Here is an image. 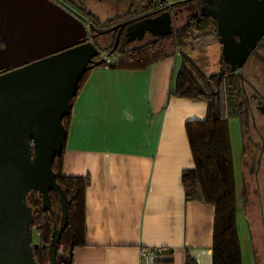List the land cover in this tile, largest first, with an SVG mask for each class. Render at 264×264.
<instances>
[{"label":"crops","instance_id":"0c3cea01","mask_svg":"<svg viewBox=\"0 0 264 264\" xmlns=\"http://www.w3.org/2000/svg\"><path fill=\"white\" fill-rule=\"evenodd\" d=\"M94 1L131 8L153 0L86 4ZM204 50L192 55L180 51L144 70L90 71L73 103L64 158L65 176L90 180L86 244L74 250L73 264H142L144 248L164 249L158 264H213L216 209L200 193L187 199L182 180L183 172L195 167L186 125L205 120L207 103L172 94L182 56L207 77L221 72L216 44ZM235 175L238 198L236 168ZM239 209L238 200L243 264H254V231ZM253 211L257 214L256 207Z\"/></svg>","mask_w":264,"mask_h":264},{"label":"water","instance_id":"95a60500","mask_svg":"<svg viewBox=\"0 0 264 264\" xmlns=\"http://www.w3.org/2000/svg\"><path fill=\"white\" fill-rule=\"evenodd\" d=\"M174 5L99 31L54 0H0V264H36L31 193L42 196L54 221L51 193L59 198L61 221L49 245L50 264H57L72 202L53 166L66 147L64 120L79 85L115 54L125 28L128 44L173 35ZM220 7L213 17L222 57L238 73L264 37V0H221ZM118 29L113 50L102 55L98 38Z\"/></svg>","mask_w":264,"mask_h":264},{"label":"trees","instance_id":"16d2710c","mask_svg":"<svg viewBox=\"0 0 264 264\" xmlns=\"http://www.w3.org/2000/svg\"><path fill=\"white\" fill-rule=\"evenodd\" d=\"M58 1L72 13L85 21L88 20L99 31L108 30L113 25L102 26L99 18L87 10V0ZM182 1L178 4H183L184 0ZM160 3V0H153L139 5H144L143 11H146L158 8ZM136 5L138 4L133 6ZM110 23L112 22L110 21ZM211 26L212 22L208 21L203 25L194 24L191 27H182L170 37L155 38L144 47L131 51L125 49V42H123L115 52L121 56L116 58L113 64L105 62L100 67L117 70H144L155 63L176 56L180 49L186 45V40L196 39V33L204 32L206 35L211 30ZM115 35L109 33L100 37L106 39L103 47L100 45L103 53L113 50L116 41ZM210 35L212 34H207V36ZM222 65L220 73L207 77L189 57L182 56L176 89L172 94L207 103L205 120L191 121L186 125L195 167L184 171L182 180L186 188L187 199H193L200 193L204 202L216 209L213 264H243L238 230L236 175L229 122L232 119L244 120V117L248 115V107L243 74L233 72L230 66L224 62ZM89 73L82 79L79 91ZM71 117H66L64 120L68 133ZM64 158L65 150L61 156L56 157L53 169L57 174L58 183L72 204L69 225L58 244L57 264H73L74 250L86 244V190L90 180L88 177L65 176L63 172ZM51 198L55 221L49 212L43 211L40 194L31 193L28 197V204L34 210L33 230L37 228L36 232L40 238V245L34 246L36 264H50L49 245L54 231V223L56 222L58 225L62 216L58 196L51 193ZM61 247L66 248L64 256L60 255ZM188 264H192V261L188 260Z\"/></svg>","mask_w":264,"mask_h":264},{"label":"flooded vegetation","instance_id":"af4514ba","mask_svg":"<svg viewBox=\"0 0 264 264\" xmlns=\"http://www.w3.org/2000/svg\"><path fill=\"white\" fill-rule=\"evenodd\" d=\"M54 1L59 3L58 0ZM181 1L174 0L168 1L166 4L160 3L158 8L146 10L140 14H133V16L129 17L128 19L113 23V25L109 27L108 30L125 22L137 19L144 14L159 9L160 7L164 8L169 3H175L174 7L170 9L172 13H177L174 16L173 34H176L179 31V28L176 29L175 24L177 25L180 23L181 25H184L183 27H191L194 24L203 25L205 22L211 21L212 26L208 33L212 34L210 36L216 35V37L219 38L217 35V22L213 16H218L221 13V0H191L185 1L183 4H178ZM161 4H163V6H161ZM118 32L119 29L112 32L111 34H116L115 36L117 38ZM125 33L126 28L121 35L120 44L125 42V45H128L127 38L124 36ZM147 36L155 38L151 34H147L145 38ZM99 39L100 38H98V41ZM218 40L219 45H221L220 38ZM0 47H4L1 41ZM99 48L101 49L100 43ZM102 55L105 54L102 52ZM230 68L232 70L231 66ZM247 70L249 71L248 74L252 76L253 79L243 74V72ZM238 73L243 74L244 91L246 93L248 107V115L246 116L247 119L240 121L244 122V124H246L248 127L251 125L256 139V141L253 139L252 142L248 143L249 145L252 144L254 146L255 155L247 157V160L242 164L241 176L243 185L247 186V197L244 198L247 208L244 210V213L250 218V226L252 228L251 230L254 231L253 237L259 256L261 252L264 253V89L261 91L255 82H261L260 76L264 77V37L259 42L257 48L251 53V56L244 67L240 69ZM249 162L250 166L248 167L247 165ZM255 207L257 208V214L253 211ZM254 214L256 215L255 218L253 217ZM252 217L254 218V221Z\"/></svg>","mask_w":264,"mask_h":264},{"label":"rangeland","instance_id":"374dc122","mask_svg":"<svg viewBox=\"0 0 264 264\" xmlns=\"http://www.w3.org/2000/svg\"><path fill=\"white\" fill-rule=\"evenodd\" d=\"M87 10L91 13H93L97 18H99L100 22H102V26L103 25H112L113 23L119 22V21H123L125 19H128L129 17L133 16V14H140L143 12L145 6H140L139 4L136 5L135 7H131L129 8V6L126 5H122L120 3L117 2H109V1H94L91 3H87L86 4ZM110 21L112 23H110ZM87 25L91 24L88 20H86ZM176 29L177 28H182L184 25L178 23L177 25L175 24ZM196 39H191V40H186V45L184 46V48H181L180 51H182L185 54H195L198 50L200 52V50H204V48H208L211 49V44H216L217 49H219V52H221V45H219V40L216 37V35L214 36H207L204 34V32L202 33H196ZM155 38L147 36L146 38H144L143 40L140 41H136L133 43H130L128 45H125V49L127 51H131L133 49H137V48H141L144 47L145 45H147L148 43L152 42ZM106 39L105 38H100L99 39V43L100 45L103 47L104 43H105ZM207 46V47H206ZM210 46V47H209ZM220 46V47H219ZM179 51V52H180ZM197 52V53H199ZM205 52V50H204ZM106 55V54H105ZM119 54H114L112 57H110L109 59H107L106 63L108 64H113L116 60V58H119ZM249 71H244L243 74L245 76L251 77L249 74ZM253 79V78H252ZM251 79V80H252ZM260 81L261 82H255V84L257 85V87L263 91L264 89V77L260 76ZM247 119L246 117H244V120ZM229 126H230V137L232 140V144H233V151H234V159H235V168L237 171V179L239 180L238 182V189L240 193V196L238 197L239 200V210L244 211L247 208V204L244 201V198L247 197V191H246V187L244 186L240 180L241 177V171L242 168L240 167V161L241 164H243L246 160L247 157L250 156H254V146L251 144L249 145V142H252V140L254 139V141H256L255 136H254V131L253 128L251 127V125L248 127L246 124H244V122L237 120V119H232L229 122ZM248 167L250 166V162L247 165ZM241 211V212H242ZM60 220L58 221V226L60 225ZM244 219L243 217L239 218V226L240 229H242L245 225H244ZM37 228H34V246H39L40 245V238L38 233L36 232ZM61 249V248H60ZM260 256V258H259ZM258 256V260L256 258V261H254V264H264V253L261 252L260 255ZM263 256V257H262Z\"/></svg>","mask_w":264,"mask_h":264},{"label":"built area","instance_id":"2783aa9c","mask_svg":"<svg viewBox=\"0 0 264 264\" xmlns=\"http://www.w3.org/2000/svg\"><path fill=\"white\" fill-rule=\"evenodd\" d=\"M170 1V0H167ZM163 6V4H161ZM66 253V248L61 247L60 255L64 256ZM165 251L162 248H144L141 253L142 264H158L161 257L164 255Z\"/></svg>","mask_w":264,"mask_h":264}]
</instances>
